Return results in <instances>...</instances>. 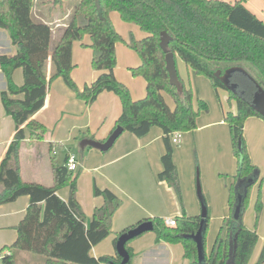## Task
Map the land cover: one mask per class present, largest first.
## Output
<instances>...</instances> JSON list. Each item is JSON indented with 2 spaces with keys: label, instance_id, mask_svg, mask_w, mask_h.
I'll return each instance as SVG.
<instances>
[{
  "label": "trees",
  "instance_id": "16d2710c",
  "mask_svg": "<svg viewBox=\"0 0 264 264\" xmlns=\"http://www.w3.org/2000/svg\"><path fill=\"white\" fill-rule=\"evenodd\" d=\"M67 0H54L53 5H63ZM35 0H0V29L6 30L17 48L14 56H0V68L7 79V89L1 97L5 112L15 123V134L5 157L0 162V206L28 196L30 201L24 218L15 226L16 241L9 247L3 264H121L118 256L95 258L92 249L111 234L112 221L122 206V200L109 189L94 185V197L103 199L95 208L92 218L86 216L77 200V179L66 166L53 167V186L24 181L19 168L23 142H40L45 139L47 127L34 119L44 107L51 83L62 78L66 85L77 92V96L93 104L103 92L116 94L122 105V113L113 131L122 127L137 137L147 135L157 126L164 134V166L158 178L166 181L181 199L177 167L174 163V145L171 135L188 133L197 127L200 110L207 109L205 102L193 106L194 94L184 86L183 94L169 81L165 53L160 47L162 32H167L172 41L169 50L194 70L209 78L217 90L226 89L216 77L233 67L243 68L246 73H235L231 82L237 85L236 92L229 91L235 101L236 112H228L226 123L230 127L238 169L230 186V216L225 218L214 244L203 263L198 257L194 240L185 235L195 234L202 221L200 216L183 214L176 218L175 226H168L163 218L147 219L154 224L156 241L180 243L189 264H249L252 251L258 242L256 230L248 229L242 218L235 219L233 211L237 196L243 195L245 204L253 184L260 180L258 168L250 159L243 141L245 122L250 117L264 118L252 107L256 84L264 90V19L259 18L247 6V0L227 2L224 0H78L70 20L51 50L52 27L48 23L35 21ZM64 11V9H63ZM117 11L125 22L135 23L145 32V37L131 36L127 46L140 56V64L132 69L135 76L146 82V96L140 100L132 98L129 88L115 74V44L119 39L110 14ZM65 13V12H64ZM65 15V14H64ZM90 37L89 47L93 51L92 67L98 77L80 90L72 79L73 44ZM21 68L24 83L16 85L13 73ZM249 77H251L254 83ZM227 90V89H226ZM23 95V99L14 98ZM173 100L171 106L166 97ZM112 131V132H113ZM69 185V195L62 200L57 192ZM253 179L251 184L247 180ZM245 186L239 189L242 182ZM261 198L257 200L258 219L261 213ZM210 216L206 219V233ZM141 223V222H140ZM139 224V223H138ZM138 224L126 228L118 238ZM205 233V246H206ZM127 243L130 262L134 252ZM206 249V247H205ZM28 255L29 258L23 259ZM20 259H23L21 262ZM264 263V244L256 264Z\"/></svg>",
  "mask_w": 264,
  "mask_h": 264
},
{
  "label": "crops",
  "instance_id": "0c3cea01",
  "mask_svg": "<svg viewBox=\"0 0 264 264\" xmlns=\"http://www.w3.org/2000/svg\"><path fill=\"white\" fill-rule=\"evenodd\" d=\"M224 1L234 2L232 0ZM236 1L238 0H235V2ZM249 9L252 11L251 8ZM65 16L54 18V20L52 21V19L46 18L43 10H40V13L38 15L35 14V18L37 21L48 23L49 25H52V23H56L59 20L63 21L66 18ZM261 18L264 19V17ZM64 25L66 26V24ZM63 31L64 29L60 31V35L56 40V44L60 39ZM144 37L145 35L142 38ZM53 40L54 38L52 31V40L50 45L51 50L54 49ZM76 42L77 41H75L73 44L74 70L72 71V77L81 88H84L87 85H91L96 80L99 73L92 67L93 51L89 47L91 42L90 37L88 36L87 41H80L79 44L78 42ZM16 52L17 48L13 45L9 33L4 29H0V56H14ZM178 58L179 57L177 56V59ZM177 70L180 79L183 80L187 87H190V85L186 83L185 77L180 74V67H177ZM189 70L190 69L188 68V75L194 82L193 88H195V90H193L196 92V95L204 98L197 91V89L201 87V82L198 79L192 77L195 72H190ZM191 71L194 70L191 69ZM61 79L62 78H58V82L54 83L51 86L50 90L47 93L44 107L34 116V119L44 123L45 126L54 123V120L57 116V111L62 119L59 118L55 124H57L60 120H63V117H65V115H69L66 112V108L70 103V96L64 90V85L61 82ZM13 80L16 85H23L24 75L21 68H18L14 71ZM121 82L124 83L123 81ZM206 85L209 86L207 82ZM6 89L7 79L0 68V162L5 157L9 145L12 142L15 134L14 120L11 116H8L6 114L2 102L1 94L2 91ZM145 96L146 82L144 97ZM144 97L136 99L132 96L134 100H140ZM14 98L23 99V95ZM166 100L171 106L173 105V100L171 98L169 101L166 97ZM50 108L53 109V111L51 112H53V114L55 115L49 118V116L46 115V111ZM94 110L97 111L95 116L96 118H93L91 122L85 124V127L88 130V135L90 136L86 137V139L103 142L106 141L111 135L116 125V121L122 113V105L119 97L116 94L112 92H103L98 96L97 100L93 104L85 107V112L88 115L91 113V111ZM228 112L235 113L236 107L233 110L228 109L227 113ZM225 115L227 114L222 107V111H220V114L216 116L214 120H212V116H208L204 119V121L206 119H209L211 121L203 123V121H200L199 118L198 130H194L190 133H183L180 143L174 145L175 148L173 155L174 163L175 165H177L180 171H182L180 160L182 156L190 154V149L194 145V142H197V133H201L203 130L205 131L209 128L216 127H218L217 131L221 132V135L223 137L222 145L220 141L217 140L216 144L213 146L212 153L208 154L206 151L204 160L205 162H207L211 159V156L213 154H217L218 157L222 156L220 161H222L223 164L227 166H229V159H231L230 165H232L233 168L234 160L232 157V140L230 137V130L225 123ZM54 128H56V126H54ZM63 129L64 126L59 127V132L57 134L53 129V132L47 133L45 135V139L40 142H31L28 139L23 142L20 151L19 168L21 170L24 181L36 182L49 187L53 186L54 180L52 174L53 167L56 165L51 163V158L52 155H57V151L54 149L55 140H53V138L55 134L57 138H60ZM154 129L155 128L153 127L150 132L143 137H137L132 133L125 134L124 138H121V140H119V144H117L118 146L116 150L113 151L112 154L104 158V163L102 165L94 168V171H97V174L98 172H103V179L101 180L98 174V177H96V183L93 184V188L94 185H97L100 189H109L122 200V206L119 208L113 218L112 234L97 246H95L91 251V255L95 258H100L103 256H116V243L118 240V236L122 231L147 219L160 217L156 214L150 213L151 211L148 210V206L154 208L169 206L171 210H173V215L165 219L163 217H160L163 218L165 222L169 218H178L183 214H186L187 216L201 217L202 204L200 202V199V207H198L197 204H195L192 208L188 204L183 207L178 201L175 192L166 184L167 182L161 181L158 178L159 174L164 170L162 156L165 153V144L163 141L164 134L162 129L159 131H154ZM243 135L248 146V152L250 154L253 165L257 168H262V171L259 169L257 171V174H259L260 178H262V173L264 172V120L259 117L248 118L244 125ZM255 144H258L259 149L255 147ZM70 154L72 153L69 152L65 155L63 166H66V160ZM200 157L202 158V153ZM201 158L200 163L201 168H203L204 164ZM215 165L216 163L211 167V169H214L215 172V174H212L210 178L212 183L209 182V179L203 177V174L201 175V180L203 185V192L206 197V199L205 197L204 199L207 208L209 207L208 210H210V214L208 212L210 218H214V215L211 216V213L214 214L215 212V218L217 219V217H220L222 219V221L220 222H223V220L229 216V187L231 183L233 184L234 180L232 181V179H230L226 184L224 179L221 177V175L223 174L222 169H220L219 167H215ZM81 168L82 163H80V168L78 170H80ZM226 172L227 173L225 174L229 175V171ZM249 181L253 182L254 180L249 179L247 180L246 184H250ZM164 184L167 188H165ZM244 186L245 182L243 181L241 184H238L237 187L239 189H242L241 187ZM57 194L62 200H67L66 195H62L60 191H58ZM204 194L202 193L203 196ZM208 195L210 196L209 200ZM238 195L241 196L242 193L240 192ZM29 201L30 199L28 196H23L15 202L3 204L0 206V229L2 230L0 232L1 249L11 246L16 241L17 231L10 230L9 228H15V226L18 225L19 222L24 218L26 209L29 205ZM102 204L103 199L97 197L95 200H93V205L91 206V208L88 207L87 214L92 213L93 215L95 208L100 207ZM218 210H220V214L217 213ZM87 221H90V219H88ZM6 228L9 230L8 232L13 233V238H15L9 245L6 243V239H3L4 236L2 234L6 232L5 230H3ZM215 239H213L212 243L209 245L210 247H208V249L206 248L207 254H209V252L211 251ZM103 243H105L106 246H102ZM129 246L134 252V257L131 264H189V261L184 257V247L182 246V244L167 242L158 243L156 241V235L154 234H143L139 236V238L137 237L133 239ZM24 258H29V256L25 255L23 256V259Z\"/></svg>",
  "mask_w": 264,
  "mask_h": 264
},
{
  "label": "rangeland",
  "instance_id": "374dc122",
  "mask_svg": "<svg viewBox=\"0 0 264 264\" xmlns=\"http://www.w3.org/2000/svg\"><path fill=\"white\" fill-rule=\"evenodd\" d=\"M53 1L54 0H35L36 7L34 9L33 18L35 17V14L38 15L40 13V10H43V13L46 15V18L52 19V21L54 20V18H58V17L60 18L61 16L63 17L67 15L65 16L66 18L63 21L59 20L56 23H52L51 25L53 29L52 31H53V38H54L53 47H55L56 40L58 39L60 35V31L65 29L64 24H67V22L70 20L78 0H67L65 4L63 5V7L61 5L54 6ZM232 1L235 2V0H232ZM246 5L249 8H251L252 11H254L258 15V17L260 18L264 17L263 15L264 14V0H247ZM110 18H111V21L114 25L116 32L120 36L115 44V53H116L115 74H116V77L118 80L123 81L127 87H129L131 95L133 97H135L136 99L142 98L145 95V80L143 77L135 76L132 73V69L137 67L140 64V56L137 52L131 50L127 46V42L129 41L131 36L135 37L138 40L141 39L145 35V32L142 31L139 28V26H137L135 23L125 22L117 11L112 12ZM34 20L37 21L36 18H34ZM87 38H88V35H85L82 40L77 41L78 44L80 43V41L81 42L87 41ZM177 67H180V74L183 75V77H185L186 83H188L190 87H192V90L193 89L195 90V88H193L194 82L192 78L189 77L188 75V71H187L188 68L180 58L177 59ZM189 71L195 72V71H191V69ZM192 77L198 79L201 82V87L198 88L197 91L198 93H200V95L204 97L202 98L196 95V92L193 90L194 108L197 110L199 108V103L201 101L205 102L207 105V109H202L199 112V115L197 118V127L195 129L196 131L198 130V127H199V122H198L199 118H200V121H203V123L209 122L211 120L206 119L204 121V119L207 118L208 116H212L213 118L212 120H214L216 116L220 114V111H222V107L224 108V111L227 114V110L228 109L233 110L236 107V104L234 100L230 99V94L228 90L223 89V88H218L216 90L209 78L198 75L196 72L194 73V75H192ZM73 81L75 82L74 79ZM56 82H58V79L54 80L51 83L48 91L50 90L51 86ZM61 82L64 85L63 86L64 90L70 96V103L68 104L66 108V112L69 115H65V117H63V120H60L57 124H55L56 121L59 118H61L57 111V114H56L57 116L54 120V123L46 126L47 127L46 134L52 133L53 129L55 130V133L57 134L59 132V127L64 126L61 137L57 138L55 134L53 138V140H55L54 149L57 151V155L56 156L52 155L51 163L56 166L58 165L63 166L64 157L69 152L76 155L80 163H82V168L78 170L77 172H75L73 174V177L79 175L77 179V200L86 216V219L88 220L92 218V213L87 214V209L88 207L91 208V206L93 205V200L96 199L93 196V184L96 183V180H97L96 177H98L97 176L98 174H99V178H101V180L103 179V176H102L103 172H98L97 174V171L95 172L94 168L98 167L99 165H102L104 163V158H106L107 156L112 154L113 151L116 150L118 146L117 144H119L118 143L119 140H121V138H124L125 134H130V132L125 131L120 136V138L117 140L116 144L112 147V149H110L107 152H102L100 150L93 149L90 147H86L82 149V147L80 146L82 141L85 140L86 137H90L88 135V130L85 127V124L88 122H91L93 118H96L95 116H96L97 111L95 110L91 111V113L88 115L85 112V107H88L91 104H88L85 101V99L78 97L77 92L70 89L66 85L63 79H61ZM206 82L209 84V86L206 85ZM75 84L80 90H83V88H81L76 82ZM167 99L170 101V98L168 96H167ZM51 111H53V109L51 108L46 111V115L49 116V118L55 115ZM224 119L226 120V118ZM54 126H56V128H54ZM227 126H228V129L230 130V127L228 124ZM154 128H155L154 131L161 130V128L157 126H155ZM217 130H218V127L209 128L205 131L203 130L201 133H197V142L193 141L194 145L190 149V154L182 156L180 160V166L182 168V171H180V169H178L176 165L179 184H180V190H181V199H179V196L174 191V189L171 188L168 183H166L168 187H170L175 192L178 201L181 203L183 207L186 206V204H188L191 208L195 204H197L198 207H200L199 198H198V187L199 186H200L202 193L204 194L201 175L203 174V177H205L206 179H209V182H211L210 178L212 174H215L214 169L212 170L211 167L215 163H216L215 167H219L220 169H222L223 174L221 175V177L224 179L226 184L228 180L232 179L233 181L234 179V175L236 174L237 169H238L239 160H238V157L235 155L233 141H232V154H233L232 157L234 160L233 168H232V165H230L231 159H229V166H227L223 164L222 161H220L222 156L218 157L217 154H213L211 156V159L207 162H205L204 160L206 151L208 154H211L213 150V146L216 144L217 140L220 141L222 145L223 137L221 135V132ZM230 137L232 140L231 131H230ZM242 137H243V141L245 142L244 135ZM246 147L248 150L247 144H246ZM255 147L259 149L258 144L257 145L255 144ZM201 153H202V158L200 157ZM200 158L202 159L203 164H204L203 168H201ZM258 169L262 171V168L258 167ZM226 171H229V175L225 174L227 173ZM263 171H264V167H263ZM231 173H234V174H231ZM73 177L67 185H63L59 189L62 195L64 196L66 195V199H68L69 185L73 181L74 179ZM181 177H182V181H181ZM165 188L167 187L165 186ZM229 190H230V187H229ZM259 196L261 198L262 206H261L260 217L257 219L256 218L257 216L256 205H257V200ZM204 197H205V194H204ZM209 197L210 196L208 195V200H209ZM238 199H239V195L237 196V201ZM148 210L151 211L150 213L156 214L160 217H163L164 219L173 215V210H171L169 206H164L161 208H154V207L148 206ZM235 211H236V208L233 211V216L235 215ZM208 212L210 214V210H208ZM217 213L220 214L221 213L220 210H218ZM212 215H214V218L213 217L210 218L209 223H208L209 225H208L207 233H206V248L207 249L208 247H210L209 245L212 243L213 239H215V236L217 232L219 231L220 226L222 224V222H220L222 221L220 217H217V219L215 218L216 217L215 212L214 214L211 213V216ZM228 215L230 216L229 210H228ZM263 216H264V172L262 173V178H260V180L257 181L255 184H253V186L251 187L245 204L243 206L241 205V211H240V215L238 218V219L242 218V221L244 222L245 226L249 229L256 230L259 235L258 242L256 243L252 251L249 264L257 263L261 250L263 248V244H264V217ZM9 229L15 230V228H9ZM3 230L6 231L2 233L4 236L3 239H6L7 241L6 243L9 245L13 242V239L15 238H13V233L8 232L9 230L7 228ZM1 231L2 230L0 229V232ZM111 234H112V228H111ZM152 234L156 235L154 231L145 233V235H152ZM102 246H106V244L103 243ZM20 261L22 262L23 259H20Z\"/></svg>",
  "mask_w": 264,
  "mask_h": 264
},
{
  "label": "water",
  "instance_id": "95a60500",
  "mask_svg": "<svg viewBox=\"0 0 264 264\" xmlns=\"http://www.w3.org/2000/svg\"><path fill=\"white\" fill-rule=\"evenodd\" d=\"M172 41V37L167 32H162L160 37V47L165 53V62L166 69L169 74L170 84L177 88L179 95L183 94L184 86L179 80L177 64L175 54L169 50V44ZM235 73H243L248 76L246 71L240 67H233L226 70L223 74L221 71L216 73V77L222 82V84L226 87L228 91L236 92L237 85L231 82V78ZM253 82L254 80L249 77ZM255 83V82H254ZM256 84V83H255ZM256 92L253 95L252 99V107L253 109L259 113L264 118V90L258 84H256ZM124 133V129L122 127H117L111 135L108 137L106 141L100 142L96 140H83L81 143L82 149L86 147H92L98 149L102 152L109 151L116 143V141L120 138V136ZM250 184L252 181H249ZM198 196L200 202L202 204V214H201V224L199 230L193 235H185V238H190L194 240L198 249V257L201 263L205 261L206 258V249H205V233H206V219L208 217V208L202 195L200 187H198ZM243 201V195L239 196L238 203L236 205V211L234 218L237 220L240 215L241 205ZM154 230V224L151 221H143L139 223L136 227L128 230L123 233L117 240L116 250L118 256L122 258L121 264H128L130 262V254L126 249V245L131 240Z\"/></svg>",
  "mask_w": 264,
  "mask_h": 264
},
{
  "label": "built area",
  "instance_id": "2783aa9c",
  "mask_svg": "<svg viewBox=\"0 0 264 264\" xmlns=\"http://www.w3.org/2000/svg\"><path fill=\"white\" fill-rule=\"evenodd\" d=\"M183 133L178 131L175 132L171 135V142L173 145H177L178 143H180L181 139H182ZM66 168L69 172L75 173L78 171V169L80 168V161L78 159V157L74 154H70L67 157L66 160ZM166 224L168 226H175L176 223V218H169L166 220ZM7 251L3 250L0 248V264H3V258L6 255Z\"/></svg>",
  "mask_w": 264,
  "mask_h": 264
}]
</instances>
